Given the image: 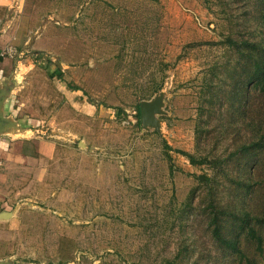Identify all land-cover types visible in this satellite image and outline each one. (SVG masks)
Here are the masks:
<instances>
[{
	"label": "rangeland",
	"instance_id": "1",
	"mask_svg": "<svg viewBox=\"0 0 264 264\" xmlns=\"http://www.w3.org/2000/svg\"><path fill=\"white\" fill-rule=\"evenodd\" d=\"M23 3L11 31L36 29L48 51L12 58L33 67L13 80L14 97L18 116L36 121L27 136L54 153L25 165L27 193L0 223V261L246 264L213 237L214 202L231 216H222L227 239L264 264L247 234L264 241V149L240 152L264 143V80L251 81L249 57L264 59V0ZM11 14L0 11V30ZM155 99L160 127L143 126L140 104ZM233 214L251 218L244 232Z\"/></svg>",
	"mask_w": 264,
	"mask_h": 264
},
{
	"label": "crops",
	"instance_id": "2",
	"mask_svg": "<svg viewBox=\"0 0 264 264\" xmlns=\"http://www.w3.org/2000/svg\"><path fill=\"white\" fill-rule=\"evenodd\" d=\"M23 4V0H0V11L6 9L12 11L11 17L4 19L5 25L0 30V91H9L0 111L5 119L12 121V125L0 133V160L3 163L0 168V223H6L13 218L14 213L10 209L22 203L21 195L27 193V189H23L20 180L28 172L25 165L38 157H50L54 153L52 142L41 140V137L37 135L36 138L27 136L29 133H32V136L34 132L39 133L35 128L37 124H34L36 121L28 119L23 113L18 116L20 108L16 104L18 99L14 97L16 93V82L14 81L23 75V71L25 76L26 72L33 67L29 60H12L14 57H10L6 51L13 49L17 52L15 57L21 58L26 52L33 51L39 55L41 52L48 51L46 47H40L37 40H33L36 29L32 31L33 33L28 31L33 36L26 34L27 31L21 29L20 26L11 31L10 27L14 21L19 23H22L21 20L24 21V16L18 18L22 15ZM59 77H62L61 71H59ZM5 83L7 86L4 85ZM60 87H62L61 82ZM64 88L66 89L65 86ZM70 92L77 93V91ZM27 123L36 131L29 128Z\"/></svg>",
	"mask_w": 264,
	"mask_h": 264
},
{
	"label": "trees",
	"instance_id": "3",
	"mask_svg": "<svg viewBox=\"0 0 264 264\" xmlns=\"http://www.w3.org/2000/svg\"><path fill=\"white\" fill-rule=\"evenodd\" d=\"M230 43L238 49H240L243 46H246V47H251L253 49V51H255V50H259V47H260L256 44H251V43L240 44V43L234 42V41H230ZM254 53L255 52H253V54H251L249 56L250 59L253 60L252 63H253V69H254L253 78H251L252 79L251 81H253V79H256L260 82V81L264 80V59L262 57H258V55L254 54ZM122 113H124V111L122 109H118L117 114L120 115ZM139 116H140V109H139ZM253 148L264 149V143L262 141H260V142L254 143V144L252 143L250 145H243L240 149V152L250 154L251 149H253ZM181 153L186 155L188 157V159L190 160L191 164H193V165H204V164L211 163V161L208 158L197 159L193 155L187 154L185 152H181ZM212 163H214L213 167L215 169H217L221 166L222 160L215 159ZM196 178L199 181H203L207 186H209L213 180L208 175L196 176ZM247 187L250 188V186H248V185H247ZM211 212H212V214H211L212 217H211L210 225L212 227L213 237L218 242V244L220 246L227 248L228 250H232V252H234L235 254H237V253L240 254V262L241 263L244 261L246 264H254L252 262L253 260H250L240 250L237 239H227V237L223 233V229H225V226H224L225 221H223L222 216L227 215V217H231L230 214L226 213L223 210H218L216 208L214 202L211 204ZM232 217L241 221L240 226H241V231H243V232L245 231L244 230L245 227H248V224L251 221V218L249 217V215H247L244 218V217H238L237 215L233 214ZM256 221L258 223H262L264 225V219L263 218L262 219L257 218ZM247 231H248L247 234L249 235L251 240H253L257 244L258 250L260 252H263L264 251L263 238L260 235H258V232L255 230V228L248 227Z\"/></svg>",
	"mask_w": 264,
	"mask_h": 264
},
{
	"label": "water",
	"instance_id": "4",
	"mask_svg": "<svg viewBox=\"0 0 264 264\" xmlns=\"http://www.w3.org/2000/svg\"><path fill=\"white\" fill-rule=\"evenodd\" d=\"M7 86V84H4ZM9 91L1 90L0 91V110L3 105V101L6 98V95ZM162 102L160 99H155L153 101H144L140 104V118L143 126L150 127H160L158 120L156 119L157 114H162ZM12 121L5 119L0 111V133L3 132L9 125H12ZM0 264H11L10 261H0Z\"/></svg>",
	"mask_w": 264,
	"mask_h": 264
},
{
	"label": "built area",
	"instance_id": "5",
	"mask_svg": "<svg viewBox=\"0 0 264 264\" xmlns=\"http://www.w3.org/2000/svg\"><path fill=\"white\" fill-rule=\"evenodd\" d=\"M6 53L10 56V57H15V55L17 54V52H15L13 49L7 50ZM3 163L0 160V168L2 167Z\"/></svg>",
	"mask_w": 264,
	"mask_h": 264
}]
</instances>
